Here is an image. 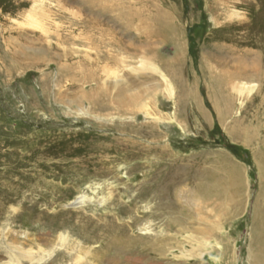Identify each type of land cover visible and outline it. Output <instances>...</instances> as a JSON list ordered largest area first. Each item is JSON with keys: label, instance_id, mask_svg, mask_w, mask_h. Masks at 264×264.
I'll use <instances>...</instances> for the list:
<instances>
[{"label": "rangeland", "instance_id": "rangeland-1", "mask_svg": "<svg viewBox=\"0 0 264 264\" xmlns=\"http://www.w3.org/2000/svg\"><path fill=\"white\" fill-rule=\"evenodd\" d=\"M2 1L0 264L26 257L51 264L57 253L67 255L61 238L77 235L82 217L103 212L88 203L74 210L69 204L79 191L99 185L97 199L118 184L124 189L118 194L130 196L140 173L129 184L89 180L76 192L66 160L45 156L55 150L59 133L111 134L106 125L115 120L149 124L160 135L149 142L166 146L167 156L151 160L154 170L173 159L197 161L216 177L220 195L213 202L194 196L187 181L167 200L177 209L167 208L166 224L153 221V236L167 244L164 263L256 264L263 187L257 156L263 147L259 129L248 135L247 128L263 117L260 82H235L229 100L214 92L216 75L237 65L260 68V48L246 25L255 23L256 7L264 11V0H5L20 5L18 14L3 12ZM131 80L137 85L126 89ZM220 85L225 89L226 82ZM99 88L113 95L122 90L121 97L134 96L136 105L120 103L124 111L118 112L107 100L97 103L100 97L88 92ZM39 213L43 219L34 223ZM139 261L134 264H154Z\"/></svg>", "mask_w": 264, "mask_h": 264}, {"label": "bare ground", "instance_id": "bare-ground-1", "mask_svg": "<svg viewBox=\"0 0 264 264\" xmlns=\"http://www.w3.org/2000/svg\"><path fill=\"white\" fill-rule=\"evenodd\" d=\"M209 1L207 5L209 3L211 5L213 2V0ZM2 4L3 12L6 11L13 14L20 10V5L17 3L13 7H9L5 5V0H3ZM256 8V13L253 14L256 21L254 24L249 25L251 22V19H249L247 24L249 26L246 25V29H248L249 33H253L254 38L251 36L252 43L256 41L259 46H257L258 49L260 48L258 57L261 66L259 69H248L245 66L237 65L236 68L225 71L223 75H216L215 85L218 91L216 90L214 93L215 95L218 93L221 96L219 97L221 101L223 98L229 100L231 98L229 95L230 90L236 88L235 82L241 80L260 82V90H257L259 97H257L262 106L263 117L257 124L255 121V127L247 128V134L262 133L258 135L263 149L258 153L257 159L263 168V187L259 199V202H261L260 210H256L258 208L257 205L255 210L258 212L256 223L259 225L256 232L259 244L256 264H264V11L262 7ZM212 9L214 10V8ZM226 27L230 29L238 28L234 24H229ZM240 27L242 26L240 25ZM230 29L229 31H231ZM172 31L175 33L174 30ZM221 35L223 36V33L217 34V37L220 38L222 37ZM226 39L228 40V38H225L224 42H226ZM97 43L96 45H98ZM227 46L223 45V51L226 49L228 52L229 48ZM44 53L43 49L38 50L39 56H43L42 54ZM204 69L207 74H210L207 68ZM223 80L226 82L225 89H222L220 85ZM129 83L126 89L137 85L134 80ZM91 94L96 95L97 98L100 97L97 103L107 100L108 104L116 106L115 109L116 111L119 110L118 112L124 111H122L120 103L124 106L135 107L137 100L134 96L122 98L123 92L117 88H115L114 95L109 89L103 88L92 89L88 92V95ZM217 104H219L218 101ZM103 106L100 104L101 111L104 109ZM106 107L108 108V106H105V109ZM128 114H132V112ZM106 126L112 131L111 134L90 135L86 134V132L75 131L64 134L59 133L60 135H56L58 136L56 138V140H59L58 143L54 142L51 145L55 147V150L48 152L45 156L66 160L65 165H69V174L71 175L69 176V187L76 192L79 185L89 180H103V182L109 180L113 182L124 181L129 184V182H133L136 173H140L139 176H142V179L131 185L129 189L130 196L127 197L118 194V190H124L118 184L117 186H109L107 189L108 194L97 199L94 192L100 188L99 185L95 186L96 189L88 187L85 192L79 191L74 201L69 204L72 205L74 210H81L82 212L86 209L85 206L88 203L91 205L95 204L93 209L99 210L102 208L103 212L95 216L82 217L78 224L75 225L79 230L77 235L71 233L69 234L71 238H61L64 243L60 248L66 250L67 255L63 252L57 253L51 264H134L136 260L154 264H166L164 262L166 261L167 244L164 238L160 239L156 238L157 235L153 236V221L166 224L167 208L177 209V206H169L167 200L171 198L173 189L187 181L194 184L192 191L194 196L200 198L201 201L209 202V204L213 202L220 195L216 191V177L211 170L201 169L197 161V164L192 166L188 165V163L181 165L179 160L173 159L170 162L171 164L163 162L155 170L151 168V160L153 158L162 159L167 156V147L151 145L149 140L160 138V135L152 131V129L149 131V124L139 127L135 126L133 122L121 123L115 120ZM255 129H259L258 133ZM254 138L257 141L258 137ZM45 145L47 147V144ZM175 196L178 195L176 194ZM126 198L129 200L126 201ZM107 207L109 208L107 209ZM44 213L37 214L33 222L39 223L43 219ZM51 219L53 220V217ZM52 220L50 221L51 223ZM52 227L50 229L53 233L56 228L53 230ZM132 230L137 231L134 233ZM34 261L33 258L29 257L18 258L12 264H34Z\"/></svg>", "mask_w": 264, "mask_h": 264}]
</instances>
